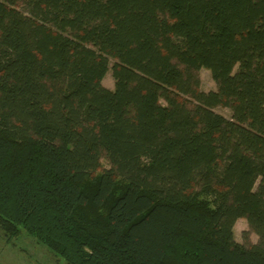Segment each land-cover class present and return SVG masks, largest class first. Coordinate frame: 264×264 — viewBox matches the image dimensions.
I'll return each mask as SVG.
<instances>
[{
    "label": "trees",
    "instance_id": "1",
    "mask_svg": "<svg viewBox=\"0 0 264 264\" xmlns=\"http://www.w3.org/2000/svg\"><path fill=\"white\" fill-rule=\"evenodd\" d=\"M0 229L65 264H264V0H0Z\"/></svg>",
    "mask_w": 264,
    "mask_h": 264
},
{
    "label": "rangeland",
    "instance_id": "2",
    "mask_svg": "<svg viewBox=\"0 0 264 264\" xmlns=\"http://www.w3.org/2000/svg\"><path fill=\"white\" fill-rule=\"evenodd\" d=\"M113 60H111V64ZM200 80V89L203 91L215 90L217 85L212 78L210 70L201 68L198 71ZM102 84L114 89V80L109 70L102 80ZM162 104H165L161 100ZM213 110L226 118L231 117V111L227 107L216 106ZM102 166L109 167L106 159H101ZM234 239L241 244L256 243L258 237L253 233L247 221L239 218L233 227ZM0 264H65L63 260L54 255L46 247L36 242V240L25 233H21L18 237L7 239L3 231L0 229Z\"/></svg>",
    "mask_w": 264,
    "mask_h": 264
}]
</instances>
